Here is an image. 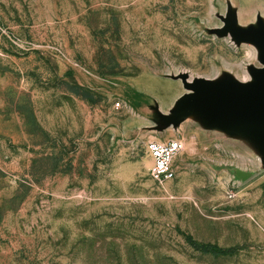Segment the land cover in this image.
I'll return each instance as SVG.
<instances>
[{"label": "rangeland", "instance_id": "rangeland-1", "mask_svg": "<svg viewBox=\"0 0 264 264\" xmlns=\"http://www.w3.org/2000/svg\"><path fill=\"white\" fill-rule=\"evenodd\" d=\"M262 29L264 0H0V264H264V141L218 99L257 92Z\"/></svg>", "mask_w": 264, "mask_h": 264}, {"label": "water", "instance_id": "water-1", "mask_svg": "<svg viewBox=\"0 0 264 264\" xmlns=\"http://www.w3.org/2000/svg\"><path fill=\"white\" fill-rule=\"evenodd\" d=\"M260 37L264 39V29L260 31ZM264 41V40H263ZM264 51V44L261 45ZM257 92L250 95H242L235 98L225 95L224 91L216 92L221 98V118L230 127H237L245 135L258 140L264 136V75L257 76ZM212 100L215 98L212 97ZM259 141H264V138ZM225 170L239 182H246L254 177V172L240 169L238 167H226Z\"/></svg>", "mask_w": 264, "mask_h": 264}, {"label": "built area", "instance_id": "built-area-1", "mask_svg": "<svg viewBox=\"0 0 264 264\" xmlns=\"http://www.w3.org/2000/svg\"><path fill=\"white\" fill-rule=\"evenodd\" d=\"M146 155L151 159L150 176L154 181H172L175 178L174 163L182 151L177 140L166 143L150 142L146 145Z\"/></svg>", "mask_w": 264, "mask_h": 264}, {"label": "trees", "instance_id": "trees-1", "mask_svg": "<svg viewBox=\"0 0 264 264\" xmlns=\"http://www.w3.org/2000/svg\"><path fill=\"white\" fill-rule=\"evenodd\" d=\"M203 253H209L212 255L222 254L223 251L214 245H198L197 247Z\"/></svg>", "mask_w": 264, "mask_h": 264}, {"label": "bare ground", "instance_id": "bare-ground-1", "mask_svg": "<svg viewBox=\"0 0 264 264\" xmlns=\"http://www.w3.org/2000/svg\"><path fill=\"white\" fill-rule=\"evenodd\" d=\"M244 75V74H243ZM244 78V77H243ZM246 79V78H245ZM264 136L258 137V140H262Z\"/></svg>", "mask_w": 264, "mask_h": 264}]
</instances>
